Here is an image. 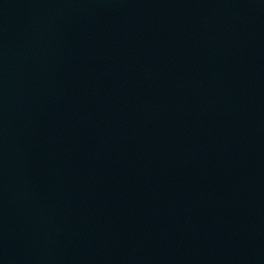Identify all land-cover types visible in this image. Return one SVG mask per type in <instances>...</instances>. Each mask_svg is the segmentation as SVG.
I'll return each instance as SVG.
<instances>
[{
    "label": "water",
    "instance_id": "95a60500",
    "mask_svg": "<svg viewBox=\"0 0 264 264\" xmlns=\"http://www.w3.org/2000/svg\"><path fill=\"white\" fill-rule=\"evenodd\" d=\"M0 264H264V0H0Z\"/></svg>",
    "mask_w": 264,
    "mask_h": 264
}]
</instances>
